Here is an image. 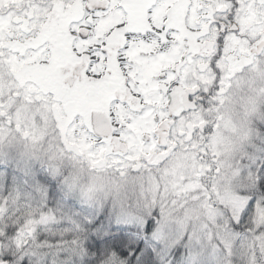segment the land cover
<instances>
[{
    "label": "snow or ice",
    "instance_id": "obj_1",
    "mask_svg": "<svg viewBox=\"0 0 264 264\" xmlns=\"http://www.w3.org/2000/svg\"><path fill=\"white\" fill-rule=\"evenodd\" d=\"M0 264H264V0H0Z\"/></svg>",
    "mask_w": 264,
    "mask_h": 264
}]
</instances>
